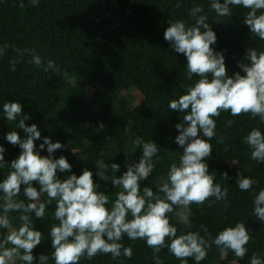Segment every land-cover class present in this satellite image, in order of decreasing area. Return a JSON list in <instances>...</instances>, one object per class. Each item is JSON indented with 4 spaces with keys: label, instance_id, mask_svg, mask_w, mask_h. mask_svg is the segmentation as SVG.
<instances>
[{
    "label": "trees",
    "instance_id": "trees-1",
    "mask_svg": "<svg viewBox=\"0 0 264 264\" xmlns=\"http://www.w3.org/2000/svg\"><path fill=\"white\" fill-rule=\"evenodd\" d=\"M210 3L211 0H39L33 6L30 0H0V47L7 45L0 55V145L6 149L7 164L21 150L7 142L6 133L16 130L21 138L26 134L17 128L19 118L17 121L4 118L3 104L19 101L22 115L30 117L25 123L36 124L41 132V139L35 141L41 156L49 155L47 146L39 149L44 137L65 146L56 150L52 158L64 156L72 171H58V178H67L73 173L79 176L88 168L99 185L97 191L109 196L106 207L110 209L111 201L122 190L111 184V178L127 171L126 165L139 162L142 149L132 142L140 137L144 142L154 141L160 148L158 158L153 157L152 174L140 182L141 194L143 187H152L157 192L158 181L166 177L173 162L179 164L183 154V148L175 142L179 135L175 125L182 122L184 114L170 110L169 102L178 99L187 86L199 79L197 76L192 80L186 78V57L176 53L164 39L165 29L177 20L186 21L187 26L194 25L190 9L202 7L203 12L198 15L207 16L217 36L212 47L223 53L229 76L236 72L244 75L239 63L247 49L264 51V40L251 34L244 23L247 9L232 6L231 17H219L211 10ZM25 50H34L42 63L53 60L59 72H45L42 67H36ZM132 90L141 94L136 105H131L124 95ZM214 119L216 135L209 141L213 149L205 162L209 173L214 175V182L228 189L227 200L214 202L212 198L203 205H191V227L178 223L175 213L169 214L170 223L177 227L178 236L188 231L200 232L203 236V225L214 238L225 227L243 222L252 236L245 246L247 253L243 259L231 251L222 257L213 245L200 264H250L254 252L264 260V222L252 215L254 197L264 189V163L250 159V149L243 142L253 128L264 132V124L250 114L234 117L230 112H221ZM229 120L233 121L231 126L227 123ZM198 135L207 140L202 132ZM221 138L223 142L217 143ZM98 160L119 164L120 172L114 173L109 168V181L100 179L95 167ZM9 171L7 166L0 168V181ZM225 172L227 180L222 179ZM238 174L254 179L257 184L250 191L239 190ZM33 186L39 190L36 182ZM16 199L28 203L23 186ZM40 202L47 203L46 194ZM55 205V201L48 204L43 220L35 219L32 213L35 228L43 233L41 244L33 250L36 257L33 264H39L40 254L49 256L45 264H54L49 232L59 223L52 215ZM9 215L17 227L19 213ZM128 218H132L130 214ZM7 231L0 228V238ZM120 243L132 248L131 259L98 254L92 260L82 258L80 264H156L152 249L144 240L133 241L125 236ZM159 257L163 264H182L167 247L160 251ZM16 264L23 262L18 260ZM187 264L196 262L189 258Z\"/></svg>",
    "mask_w": 264,
    "mask_h": 264
},
{
    "label": "clouds",
    "instance_id": "clouds-1",
    "mask_svg": "<svg viewBox=\"0 0 264 264\" xmlns=\"http://www.w3.org/2000/svg\"><path fill=\"white\" fill-rule=\"evenodd\" d=\"M30 2L33 6L39 4V0ZM20 6L23 7V4ZM232 6L248 10L244 23L251 34L264 40V0H224L223 3L211 0L210 3L211 10L219 17H231ZM201 12L203 8L199 6L190 9V16L195 18L194 25L187 26L186 21L177 20L164 31V39L170 42L172 49L186 57V78L192 80L193 76H197L199 79L187 86L178 99L169 102L170 110L184 114L182 122L175 125L179 132L175 142L183 148V154L179 164L173 162L166 177L158 181L155 193L152 187H143L141 194L140 184L153 172V157L158 158L160 148L154 141L144 142L140 137L133 140V145L142 149V157L138 163L126 165L127 171L122 175L111 178V184L122 190L111 201L109 209L106 207L110 203L109 196L97 191L99 185L94 182L91 170L84 168L79 176L73 173L67 178H58V171H72V165L64 156L52 158L56 150L65 146L44 137L39 149L44 150L47 146L49 155L41 156L35 144L41 139L38 126L25 123L30 117L22 115L19 101L3 104L4 118L7 121L19 118L17 128L26 135L21 138L16 130L6 133L7 142L21 150L10 165L5 160L6 149L0 145V168H10L0 181V200L3 201L0 204V228L8 230L0 238V264H16L17 260L33 264L36 259L33 250L41 244L43 233L35 228L32 213L35 219L43 220L52 201L56 202L52 215L59 222L49 232L54 264H80L82 258L92 260L98 254H111L113 259L123 255L131 259L132 248L120 243L125 236L133 241L144 240L152 249L156 264H163L159 253L165 247L182 264H187L189 258L200 264L213 245L220 250L222 257L231 251L236 257L244 258L247 253L245 246L252 239L245 223L237 222L234 226L225 227L213 238L203 225V236L193 231L178 236L177 227L169 220V214L175 213L178 223L191 227V205L200 206L212 198H215L214 202L227 200L228 189H222L214 182V175L209 173L205 162L213 149L209 141L216 135L214 118L219 117L221 112H230L234 117L250 114L253 118L259 117L264 124V51L247 49L239 63L244 75L236 72L229 76L223 53L214 51L212 47L217 36L207 22V16L198 15ZM6 48L7 45L0 47V55ZM16 51L20 52L19 49ZM25 51L32 56L31 62L36 67H42L45 72H59L53 60L42 63V58L35 55L34 50ZM12 65L15 71V61ZM227 123L231 126L233 121ZM200 132L207 140L200 138ZM222 142L223 138L217 141ZM243 142L250 149V159L264 163V132L253 128ZM95 167L96 175L105 181H109V168L114 173L120 172L119 164H108L103 160H98ZM222 179H228L227 172L223 173ZM33 182L39 185V190ZM256 184L254 179L238 174L239 190L250 191ZM22 186L28 203L16 199ZM43 194L47 196V203L40 202ZM208 206L212 207V203ZM12 212L19 213L17 227L13 226L9 215ZM252 215L264 222V189H260L254 197ZM48 260V255H39V264ZM250 264H264V260L254 252Z\"/></svg>",
    "mask_w": 264,
    "mask_h": 264
},
{
    "label": "rangeland",
    "instance_id": "rangeland-1",
    "mask_svg": "<svg viewBox=\"0 0 264 264\" xmlns=\"http://www.w3.org/2000/svg\"><path fill=\"white\" fill-rule=\"evenodd\" d=\"M118 78L120 80L123 79L122 75H118ZM126 100L131 103V105H136L140 99H141V94L137 90H132L131 92L124 93ZM18 260L16 261V263Z\"/></svg>",
    "mask_w": 264,
    "mask_h": 264
}]
</instances>
